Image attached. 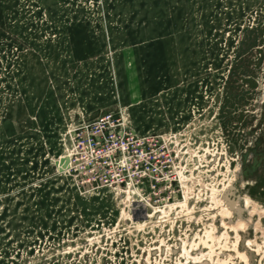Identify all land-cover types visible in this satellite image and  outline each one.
Here are the masks:
<instances>
[{
  "label": "rangeland",
  "instance_id": "obj_1",
  "mask_svg": "<svg viewBox=\"0 0 264 264\" xmlns=\"http://www.w3.org/2000/svg\"><path fill=\"white\" fill-rule=\"evenodd\" d=\"M118 109L166 135L169 201L58 172ZM202 261L264 264V0H0V264Z\"/></svg>",
  "mask_w": 264,
  "mask_h": 264
},
{
  "label": "built area",
  "instance_id": "obj_2",
  "mask_svg": "<svg viewBox=\"0 0 264 264\" xmlns=\"http://www.w3.org/2000/svg\"><path fill=\"white\" fill-rule=\"evenodd\" d=\"M166 135H139L122 109L100 114L69 132L68 167L64 174L79 189H109L133 203L169 201L172 163Z\"/></svg>",
  "mask_w": 264,
  "mask_h": 264
},
{
  "label": "bare ground",
  "instance_id": "obj_3",
  "mask_svg": "<svg viewBox=\"0 0 264 264\" xmlns=\"http://www.w3.org/2000/svg\"><path fill=\"white\" fill-rule=\"evenodd\" d=\"M232 191V190H231ZM230 191V194L232 193ZM230 197V196H229ZM230 202H232V200H230L229 198L228 199H226V200H224V203H225V205H230L229 203ZM238 202H240V200H238L237 201V203H236V206L238 207ZM242 202L244 203L243 205H244V209H246L245 207H248L250 204H251V201L249 200V199H247V198H244L243 200H242ZM231 207H233V208H231V209H235L234 207L235 206H231ZM228 215H230V213L228 214ZM242 218V217H241ZM240 222H242L243 223V221H240ZM240 224V223H239ZM244 224V223H243ZM241 225L242 227H245V225ZM201 264H203V261L201 262Z\"/></svg>",
  "mask_w": 264,
  "mask_h": 264
},
{
  "label": "water",
  "instance_id": "obj_4",
  "mask_svg": "<svg viewBox=\"0 0 264 264\" xmlns=\"http://www.w3.org/2000/svg\"><path fill=\"white\" fill-rule=\"evenodd\" d=\"M69 164V158L68 157H64L62 159H60V161L58 163H56V166L58 168V172L62 173Z\"/></svg>",
  "mask_w": 264,
  "mask_h": 264
}]
</instances>
